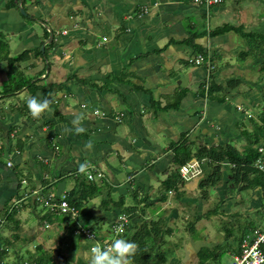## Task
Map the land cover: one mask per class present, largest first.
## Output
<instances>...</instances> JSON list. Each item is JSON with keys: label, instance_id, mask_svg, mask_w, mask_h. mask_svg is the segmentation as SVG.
Here are the masks:
<instances>
[{"label": "crops", "instance_id": "crops-1", "mask_svg": "<svg viewBox=\"0 0 264 264\" xmlns=\"http://www.w3.org/2000/svg\"><path fill=\"white\" fill-rule=\"evenodd\" d=\"M40 18L44 30L37 24ZM222 26L232 29L213 34ZM261 36L264 0H220L206 8L194 0H0V41L6 45L0 44L1 259L5 262L12 255L17 262L11 264H20L22 248L36 242L31 245H36L35 254L25 250L33 259L28 262L88 264L90 241L74 230L86 228L91 217L110 225L124 213L111 201L121 197L129 207L125 196L130 195L137 204L136 216L123 236L132 238L146 222L147 207L157 214L169 199L167 193L165 201L159 200L163 181L175 169L178 143L185 141L192 152L201 146L245 144L241 130H254L248 114L264 110L262 59L255 47L245 56L248 40L253 47ZM199 54L204 56L202 63L188 61ZM6 56L14 58L10 67ZM209 80L221 90L208 96ZM33 95L50 102L39 116H33L26 103ZM80 125L84 131L77 132ZM152 135L166 137L163 146ZM258 146L264 148V144ZM190 161L197 162L201 175L194 170L190 178L183 177L182 165L179 174L184 181L170 192L171 198L189 204L188 200L197 198L200 177L218 175L226 187L220 203L236 216L243 209L252 211L247 215L250 222L237 224V238L264 226V195L257 172L240 175L232 188L234 166L227 161L219 165V174L211 170L214 164ZM85 162L87 167L81 170ZM88 167L100 170L104 180L88 182L84 178ZM82 184L93 185L100 193L83 202L75 220L36 200L37 194L47 201L51 197L49 203L57 202L63 193L77 197ZM175 210L172 216L177 218ZM30 214L45 229L69 227L79 236L71 263L59 251L62 241L52 240L49 234L37 236L26 225ZM56 216L64 222L58 223ZM182 221L180 227L167 226L171 233L168 240L164 238V246L173 254L185 247L187 264H197L201 249L213 253L223 241L211 242L203 229L205 239L201 234L197 240L190 236L178 242L175 232L190 222ZM107 234L99 230L96 235L99 239ZM238 244L239 240H230L229 256L236 253ZM49 248L50 259L44 254ZM170 264H180V259L175 256Z\"/></svg>", "mask_w": 264, "mask_h": 264}, {"label": "trees", "instance_id": "trees-1", "mask_svg": "<svg viewBox=\"0 0 264 264\" xmlns=\"http://www.w3.org/2000/svg\"><path fill=\"white\" fill-rule=\"evenodd\" d=\"M229 29H232V28L229 26H222L220 28L215 29L213 34H218V35L224 34L227 31H229ZM248 41L252 49L251 39H249ZM260 41L264 42V36H261L259 40H256L255 46L253 47L256 48L257 47L256 43ZM0 44H3V46L6 47L5 43L1 41H0ZM257 50H259L257 56H259L262 59V63H263V65H261L260 68H261V71H264V46L258 47ZM38 53L39 55H41L40 51ZM5 59H10L8 60V63L10 62L9 66H11L14 58L6 56ZM206 85L207 83L204 84L203 87L205 88ZM220 90L221 88L219 85H216L215 82H211V80L208 81V88H207L208 96L211 94L213 95L214 93ZM202 94H204L203 91H202ZM259 117H260V124L254 122L251 119L253 121V129H254L252 131V135H250L249 130H247L246 128H243L245 133L243 132V129L241 130V132L244 134V137H245L244 139H245L246 146L240 152H238V150L233 148L230 144L226 145L225 147L201 146V147H198L196 151L192 152L191 146L188 145L185 141L178 143L174 147L173 163L175 164V169L171 173V175L163 181L162 183L163 193L159 200L162 202L165 201L167 198L166 196L167 193L177 190L179 181L180 182L184 181L180 179L179 168L182 165H185L191 159H194V160L196 159L201 164V166L203 165V163H205V164H214L216 167H219V165L223 163L224 161H227L228 164L233 165L234 166L232 168V173H233L232 177L234 180L232 184V188H233V185L235 186L237 184V182L235 181H237L240 175L248 174L254 170L252 168V163L260 155L257 152L255 145H258V144L262 145L260 141L264 142V110L261 111ZM218 174H219V171H218ZM200 175L201 174H199L198 176ZM255 177H257V180L259 182V187L261 188V191L263 192V195H264V177L260 174H255ZM219 178L220 177L216 175L214 179L218 180ZM216 183L217 182L213 181V178L211 176L205 175L203 177H200L199 181L197 182V187L205 191V193H207V190L211 187H214ZM99 193H100L99 188H96L95 186L90 185V184H82L80 186V194L77 197H74L73 196L74 193H72V194H68L66 199L70 203L71 206H74L76 209H79L80 206L83 204V202L85 203L87 200L98 196ZM105 203L108 204L107 199H105ZM111 203L114 207L121 209V211L129 215L130 218H133L134 216H136L135 215L136 212H134L136 207L135 206L125 207L121 197H119L118 200H115V201L112 200ZM200 218H201L200 215H195L194 221L189 222V225L187 224L188 225L187 229L193 230L194 224L197 221H199ZM166 222L167 220L165 219L163 220L161 217H159L156 221L150 220V222L148 221L144 222L140 227H138L135 235H133V237L130 238V240H133L137 243V249L133 255L131 264H149L152 259L153 260L151 264H168L166 258L168 256L169 248L164 246V237L165 235H170L171 232L168 230V228L161 229L162 226H160V225H165ZM188 231L190 232L191 230H188ZM225 235L227 236V237L225 236L227 239H230L229 237L230 231L227 230V233ZM243 236L242 237L240 236L241 238L240 237L237 238L239 242L241 241ZM36 249H40V248L36 247ZM206 251H207L206 249H201L198 252L197 264H213L212 261H217L220 258L219 257L221 254L220 252H219L220 254L218 253L215 256L211 257L210 256L211 254ZM36 262L40 264H46L44 259H39V261H36ZM215 264H218V263H215Z\"/></svg>", "mask_w": 264, "mask_h": 264}, {"label": "rangeland", "instance_id": "rangeland-1", "mask_svg": "<svg viewBox=\"0 0 264 264\" xmlns=\"http://www.w3.org/2000/svg\"><path fill=\"white\" fill-rule=\"evenodd\" d=\"M206 8V7H205ZM42 18L40 19H37L39 21V23H37L43 30L44 28L46 27L45 23L43 22V19L41 20ZM26 23H29L28 20H26ZM47 40H48V37H47ZM259 40V39H257ZM19 41V40H18ZM261 43V44H259ZM11 45L14 46L15 45V41H12L11 42ZM256 48L254 50H257L258 47H262L264 46V42L263 41H260L258 43H256ZM250 50L247 52V54L245 56H249L250 53L252 52V49L254 47H252L251 49V46L248 47ZM259 51V50H257ZM246 52V51H245ZM15 64H18V63H13V65ZM7 67H10L9 65ZM16 68H18L16 66ZM264 83V82H263ZM262 83V84H263ZM261 104L264 105V102H262ZM86 107V105H85ZM83 107V108H85ZM262 110V109H261ZM260 110V111H261ZM260 113L259 112L258 114L257 113H254L253 116L250 115L249 117H247V119H251L256 122V123H259L260 124ZM250 121H248V123H250ZM245 124V123H244ZM249 133L250 135H252V128L249 129ZM154 138V139H153ZM166 137H161V136H158V137H155L152 135V139L154 140L155 143H158L160 146H163L164 144V139ZM260 143H262V145L264 144L263 141H260ZM233 148H235L236 150H238V152L242 151V148H245L246 144L244 143H240L239 145H236V142H233L232 144H230ZM242 145V146H241ZM264 149V148H263ZM211 170L215 173H218V167H211ZM211 171V172H212ZM200 173V170H196V174H199ZM259 174V173H258ZM158 175V178H161L162 175L160 174H157ZM215 177L213 176V181H216L217 182V185H220V188L219 189H215V187H211L207 190V193L205 195V191H203L202 189H198L197 190V193L195 196H197L196 200H188L189 204H185L184 202H178L175 200V198H171L172 195H174L173 193L171 194L170 192L168 193V201L166 202V204H163L161 205V208H162V211L161 212H157V214H154V210L152 209H142V211H146L145 212V215L149 214L148 216H145V221L147 222L148 218L150 217L149 221L152 220V221H156L159 217H161L163 220L165 218L168 219V216L170 217V220H167V222L165 223V225H160L162 226L161 229L163 228H168L167 226H173V223H176V227L177 226H182L183 224V219L185 218V221L184 222H187V221H190V222H193L194 221V217L196 215V212L198 213L197 215H200L201 216V219L199 221H197L195 224H194V229H187L188 228V225L189 223H187L188 225L187 226H183V229L181 228L180 231H177L175 232V237H174V240L176 239H181L183 237V240L187 239L188 237H192L193 239L197 240L198 239V235H201L203 234V237L202 239H205V236H204V233L202 232L203 229L206 230L207 234H208V237H209V240H211V242H216L218 240H223L221 241L220 245H216L218 246L216 249H214L213 253H210L211 257L212 256H215L216 254H218L219 252L221 253V258H219L217 261H212L213 264L215 263H218V264H227L229 261H231V257L229 256L228 254V244L230 242V240H232L233 242H237L238 239V228H237V224L241 226V223L240 222H250L251 221V217L250 216H247V215H251L252 211H250L249 213H246L244 212L245 209H243L242 213H241V216L240 215H234L232 213V209L229 210V209H226L225 206H223L220 201V195L221 193H225L226 191V187L225 185H221L223 184L221 181V179H218V180H215L214 179ZM211 180V178H210ZM156 184V186L158 185L157 182L155 181H152L151 183L154 185V183ZM155 191H157L155 189ZM219 194H218V193ZM139 193V192H138ZM242 195L243 196H246V194L244 192H242ZM96 198V197H94ZM126 198V204L127 205H130V206H136V202L135 200H133L131 198L130 195H127L125 196ZM116 200V199H115ZM240 200V199H239ZM248 201V200H247ZM197 202V204H196ZM221 202V203H220ZM249 203V202H248ZM263 203H264V200H263ZM197 206V207H196ZM196 207V208H195ZM172 208H175L177 211L178 210V213H179V216L177 218L176 215L172 216ZM37 210L38 207L36 208ZM163 210H165L167 213L165 214V216H163V214L165 213ZM238 210V209H236ZM236 210H234L233 212H236ZM182 212H185L186 215L185 216H181V214H183ZM194 212V213H193ZM225 212H229L228 214H226ZM231 212V213H230ZM241 212V211H240ZM237 213V212H236ZM259 213V212H258ZM195 214V215H194ZM239 214V213H237ZM194 215V217H193ZM128 216V223L129 225L127 226V228L125 229V231L128 230V228H130V224H131V219L129 215ZM28 217V223H26V225H29L31 226V228H34V230L37 233V236H43V235H48L51 236L52 240H55L56 242H58V239L60 240V242L62 241V245L61 247L59 248V251L62 253L61 255L63 256H66V261L68 263H71L72 260L75 259V256L77 254V250L76 248H78V238L79 236H75L73 235L70 231L71 229L69 227L67 228H62L61 231H55L53 230L52 228H49V229H45L44 225L43 224H40V225H37V223L35 222V218L32 214L30 215H27ZM174 218V219H173ZM56 221L58 223H61L62 221L64 222V218L62 216H56ZM84 226L86 228H89L91 229L94 233H97L99 230H109V225L107 224L106 221H102V220H98V219H94L93 217L89 218L88 220H86V223L84 224ZM228 230L230 231H233L232 233V237L233 239H227L226 237H223L226 232L225 230ZM188 230H191L190 232ZM230 231V232H231ZM225 233V234H224ZM165 240H168L169 238V235H165ZM149 240V239H148ZM45 241V240H44ZM150 241V240H149ZM173 241V240H172ZM178 241V240H177ZM182 241V240H180ZM179 242V241H178ZM36 242L34 243H29L28 246H25L24 248H22V252L20 254V264L22 262H25L27 261L28 262V259L30 260L31 258L29 257L30 254H27L25 252V250L28 248L31 253H34L35 254V249L34 247L36 246H32L31 245H34ZM37 244V243H36ZM45 244V243H44ZM222 244V245H221ZM48 245V244H47ZM88 246V244H87ZM85 247H86V244H85ZM42 249L45 250L46 248L44 247V245L42 246ZM86 249V248H85ZM42 250V251H43ZM52 250H50V248L44 253L46 255V258L50 259V257L52 258L51 255H49L48 253L51 252ZM178 253V254H177ZM36 254H39V252H37ZM41 254V252H40ZM91 254H89V257H90ZM177 257L180 259V262L181 260H183V257H184V249L183 247L181 248H178L177 252L175 251L174 254L172 252V250H168V256H167V263L170 264L171 263V260L174 258V257ZM209 256V257H210ZM15 257H12V255L10 256H7L5 258V262L4 264H11L12 262L15 261ZM33 260V259H31ZM4 261V260H3ZM37 261V260H35ZM17 261H15L16 263ZM72 264V263H71ZM131 264V262H130ZM183 264H187L186 262L183 263Z\"/></svg>", "mask_w": 264, "mask_h": 264}, {"label": "built area", "instance_id": "built-area-1", "mask_svg": "<svg viewBox=\"0 0 264 264\" xmlns=\"http://www.w3.org/2000/svg\"><path fill=\"white\" fill-rule=\"evenodd\" d=\"M194 2L209 7L212 4L220 2V0H194ZM204 60V56L199 54L194 58H189L190 63L199 64ZM85 107V104L81 105ZM96 113V112H95ZM247 114V113H246ZM250 116V114H248ZM257 152L260 154L257 159L252 163V168L255 172L259 173L264 177V155L261 146L256 147ZM10 165V162L7 163ZM197 162H187L184 166L180 168V173L185 178H190L193 175V171H196ZM88 182H93L95 180H104V174L95 167H88L85 171V177ZM67 195L65 193L58 196L57 202L49 203L51 197L47 201L42 194L36 195V200L43 201L44 204L48 205L51 210L58 211L59 214L66 216L69 220H75L78 216V210L71 206L67 201ZM129 225L128 216L125 213H121L117 216L116 220L109 225L108 234L105 238H97V233H94L89 228H84L82 226H77L74 233L83 237V239L90 241L88 249L95 241H99L102 244L110 243L111 240L118 234L117 229H123L119 232V235H124L125 229ZM2 248L0 247V252ZM236 253L232 254L231 261L228 264H264V226L253 229L250 233L246 234L239 242ZM0 264H4V261L0 257ZM21 264H40L35 262H22Z\"/></svg>", "mask_w": 264, "mask_h": 264}, {"label": "clouds", "instance_id": "clouds-1", "mask_svg": "<svg viewBox=\"0 0 264 264\" xmlns=\"http://www.w3.org/2000/svg\"><path fill=\"white\" fill-rule=\"evenodd\" d=\"M26 103L32 115L39 116L41 112L49 107L50 102L47 98L41 99L33 95L27 98ZM76 131H84L83 125L78 126ZM79 167L84 170L87 163H81ZM122 231V227L118 228V234L110 243L102 244L98 240L95 241L90 248L91 255L88 264H130L136 252L137 243L123 235H119V232Z\"/></svg>", "mask_w": 264, "mask_h": 264}, {"label": "water", "instance_id": "water-1", "mask_svg": "<svg viewBox=\"0 0 264 264\" xmlns=\"http://www.w3.org/2000/svg\"><path fill=\"white\" fill-rule=\"evenodd\" d=\"M20 12L22 13V11L20 10ZM183 249H184V259L183 260H181V262H180V264H182V263H185V260H187V258H188V250L185 248V247H183Z\"/></svg>", "mask_w": 264, "mask_h": 264}]
</instances>
